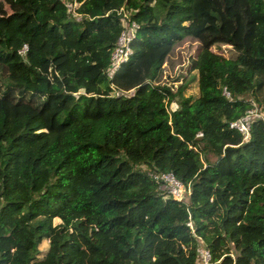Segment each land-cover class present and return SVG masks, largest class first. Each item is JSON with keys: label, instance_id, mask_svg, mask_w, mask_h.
I'll use <instances>...</instances> for the list:
<instances>
[{"label": "trees", "instance_id": "16d2710c", "mask_svg": "<svg viewBox=\"0 0 264 264\" xmlns=\"http://www.w3.org/2000/svg\"><path fill=\"white\" fill-rule=\"evenodd\" d=\"M124 21L138 27L112 71ZM255 107L243 139L230 123ZM204 249L264 264V0H0V264Z\"/></svg>", "mask_w": 264, "mask_h": 264}, {"label": "built area", "instance_id": "2783aa9c", "mask_svg": "<svg viewBox=\"0 0 264 264\" xmlns=\"http://www.w3.org/2000/svg\"><path fill=\"white\" fill-rule=\"evenodd\" d=\"M124 28L121 31L117 41L114 51L112 52V65L111 70L113 71L118 67L120 62L125 61L131 53V48L129 46L131 38L138 27L137 23L134 21L128 22L124 21ZM223 93L225 96L229 97L228 92L224 89ZM257 108H252L246 111V115L240 119H237L230 123V127L237 129L241 134L243 139L248 138V133L250 129L251 116H260L257 112ZM200 133H197L199 135ZM149 175L158 183V188L169 193L173 198L182 199L185 194L189 193V190L184 187V185L170 172L155 173L150 172ZM210 259V254L208 250L204 249L202 251V263L207 264Z\"/></svg>", "mask_w": 264, "mask_h": 264}, {"label": "rangeland", "instance_id": "374dc122", "mask_svg": "<svg viewBox=\"0 0 264 264\" xmlns=\"http://www.w3.org/2000/svg\"><path fill=\"white\" fill-rule=\"evenodd\" d=\"M77 5H78V4L75 3V4H73V5H69V7L72 9V8L76 7ZM186 48H187V47H186V44H181V45L175 47V54H176V56H180L182 59H186V57H187V53H188ZM224 49H225V52H226L227 54L230 53V51H229L228 48H224ZM163 66H164V64H163ZM169 73H170V72H169ZM170 75H171V74H170ZM196 90H197V86L194 85V87H193V91L196 92ZM170 107H171V108H175V104H174V103L171 104ZM58 221H60L58 218H55V219H54V222H55V223L58 222ZM47 248H48V240L44 239V240L40 243V245H39V250L41 251L40 254H39L40 257H42V256L44 255V253H45V251L47 250Z\"/></svg>", "mask_w": 264, "mask_h": 264}]
</instances>
